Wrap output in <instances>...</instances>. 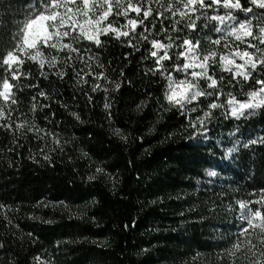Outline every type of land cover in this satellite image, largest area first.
I'll return each mask as SVG.
<instances>
[{"label":"trees","instance_id":"1","mask_svg":"<svg viewBox=\"0 0 264 264\" xmlns=\"http://www.w3.org/2000/svg\"><path fill=\"white\" fill-rule=\"evenodd\" d=\"M34 3L0 0V55L12 47L8 34ZM154 9L156 27L149 24L145 35L167 43L160 29L178 17L166 6ZM167 35L177 33L169 27ZM189 35L188 29L180 33ZM101 39L103 47L89 45L91 51L81 53L91 67L77 61V70H84L79 77L69 70L60 79L54 74L58 67L45 69L50 75L44 79L26 62L24 70L31 67L36 78L20 82L37 86L18 91L19 102L5 106L13 126L27 121L42 131L0 128V264H39L40 246L13 221L53 247L67 246L64 264H228V250L243 226L238 202L256 200L264 189V114L236 120L216 109L208 139L197 141L198 124L193 128L191 122L208 100L201 98L195 113L171 108L167 81L150 71L156 65L148 42L136 36L135 51L128 38ZM162 63L171 70L170 61ZM98 164L113 175L112 185L89 179ZM44 202L85 205L87 217L69 220L62 212L41 210Z\"/></svg>","mask_w":264,"mask_h":264},{"label":"snow or ice","instance_id":"2","mask_svg":"<svg viewBox=\"0 0 264 264\" xmlns=\"http://www.w3.org/2000/svg\"><path fill=\"white\" fill-rule=\"evenodd\" d=\"M153 2L154 0H137V3H133V0H35L29 7V15L14 33L8 34L12 47L0 55V69L7 73L0 76V101H3V105H0V120L4 121L0 128L14 133L22 129L42 131L35 123L29 124L27 121L13 126L9 122L10 113L5 107L19 102L18 91L37 86L20 82L22 77L36 78L31 67L24 70L26 62L35 64L39 76L44 79H48L50 75L45 69L58 67L61 70L54 74L60 79L68 75L69 70L79 77L84 70H77L76 62H85L81 53L91 51L89 45L103 47L105 41L101 37L107 36H114L117 40L121 37L128 38V46L135 51L140 50L132 43L136 36L151 45L154 50H150V55L154 58L156 67L150 71L154 75L159 73L167 81L165 99L171 108L180 110L182 114L185 111L195 113L204 102L201 98L208 100L207 110H202L203 114L196 116L191 122L193 128L199 124L206 131L205 122L214 118L216 109L224 110L222 115L226 118L236 120L264 114V0H155L162 7L166 6V11L172 17H178L172 25H163L160 29L165 33L167 43L155 36L149 40L145 35L150 31L149 24L156 27L158 10L151 6ZM209 9L216 12L223 9L224 14L209 16ZM254 9L262 11L257 13ZM130 12L136 13V18H129ZM240 12L246 14L244 20H239L235 14ZM247 14H252L261 25L258 31L254 30L252 19L247 18ZM120 17L126 20V24L119 23ZM202 17L209 23L217 22L224 26L213 25L209 30L217 33L226 31L232 42H224L223 36L216 39L208 37L212 47L206 48L203 38L197 35L202 27H209L208 23H197ZM229 21L232 23L228 24ZM138 27L143 28V31L138 32ZM169 27L177 33L176 37L167 35ZM184 29L190 30L189 36H180ZM175 40L180 43L176 44ZM174 47L181 51L171 52ZM163 61L171 62V70L165 67ZM86 67L90 68L91 65L86 63ZM98 87L93 86L92 91H96ZM115 87L119 89L120 83ZM40 95L45 94L41 92ZM35 99L34 96L33 100ZM189 105L193 107L189 108ZM36 107L35 104L32 105L33 110ZM104 107L108 109L110 104L105 103ZM72 115L79 119L76 113ZM115 133L119 135L120 130L116 129ZM44 159L50 158L45 156ZM101 171L103 169H97V172ZM209 175L215 173L211 172ZM256 195L259 196L256 200L238 202L243 226L227 253L233 258L232 264L240 259L238 253L243 254L248 264H264V189ZM250 204L259 207L253 208Z\"/></svg>","mask_w":264,"mask_h":264},{"label":"rangeland","instance_id":"3","mask_svg":"<svg viewBox=\"0 0 264 264\" xmlns=\"http://www.w3.org/2000/svg\"><path fill=\"white\" fill-rule=\"evenodd\" d=\"M133 3H137V0H133ZM153 8H160L161 4L155 3V0L153 2V4L151 5ZM223 15L224 14V10L221 9L219 10V12L213 11L211 9L208 10V15L212 16V15ZM238 16L239 20H244L246 18V14L245 13H235ZM197 15H199V13H197ZM123 18V17H120ZM129 18H136V13L134 12H130L129 13ZM247 18L252 19V24L254 26V30L258 31V28L261 26L260 24H258L257 21L254 20V18L250 15L247 14ZM124 19V18H123ZM124 23L126 24V20L124 19ZM198 24L200 25H204L205 23L209 24L208 28H203L197 33V35L201 38H203L202 42L204 43V46L206 48H211L212 45L208 42V37H211L212 39H216V38H220L221 36L224 37V42L227 43H231V38H229L227 36V32H223V33H217L215 31H210L209 28H211L213 25L215 26H219V27H224L222 25H219L217 22H211L209 23L208 21L204 20L203 17L201 18V20L197 21ZM228 24H231L232 22L229 21L227 22ZM253 43H255V41H253ZM251 50V49H250ZM178 49L176 48L175 52H177ZM224 51H227L226 49H224ZM175 75V73H173ZM203 83V82H202ZM189 108L193 107V105H189ZM207 110V109H205ZM200 111V110H199ZM206 125V131H203L200 128V125L198 124V126L196 127V140L197 141H201V140H207L208 138V125H209V121L205 122ZM201 132L203 134H201ZM103 169V171L101 172H97V169ZM90 177H94V179H98V178H102L105 182L109 183L110 185H112L114 183V177L113 175H111L110 173H108L100 164L95 165L93 167V170L91 172ZM41 210H51L54 212H62L64 213L67 218L69 220L71 219H85L87 217L86 215V209L87 207L85 205H72L70 203L67 202H63V203H52V202H44L41 206H40ZM50 208V209H49ZM43 212L40 213V215ZM48 215V214H47ZM43 218V219H42ZM47 218H49L50 222H52V219L50 216H48ZM47 218H44V216H41V220L42 222H44V220H46ZM49 222V221H48ZM13 225L15 226V228H17L18 230H20L23 234H28L31 237V242L34 245H39L40 249H39V254L36 256V261L39 264H64V260L69 258L68 256V252H69V248H67V246H64L62 248H59L58 246H51L50 244H48L47 242H45L44 240H42L38 235H36L33 231H26L24 228H22L21 226H19V223H17L16 221H13ZM253 242L255 243L256 241L253 240ZM92 244L97 245L98 247H102L104 242L103 241H93ZM258 247H260L258 245ZM240 259L236 260V264H248V260L246 258H244L243 254L238 253L237 254ZM232 257L229 256V262L228 264H232ZM89 264H102L100 262L97 261H92Z\"/></svg>","mask_w":264,"mask_h":264}]
</instances>
